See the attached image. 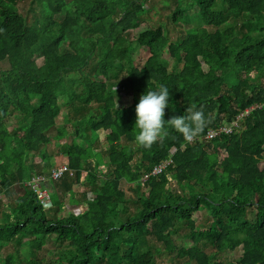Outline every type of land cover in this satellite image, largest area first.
Listing matches in <instances>:
<instances>
[{
    "label": "trees",
    "instance_id": "16d2710c",
    "mask_svg": "<svg viewBox=\"0 0 264 264\" xmlns=\"http://www.w3.org/2000/svg\"><path fill=\"white\" fill-rule=\"evenodd\" d=\"M32 1L41 16L30 21L18 0H0V251L14 245L1 264H264V0H174L171 23L193 26L171 41L161 25L142 28L149 0ZM135 43L149 51L141 67ZM160 85L165 120L201 110L209 122L188 142L166 121L145 149L135 108ZM256 104L237 131L206 137ZM53 139L72 175L51 179L42 199L26 182L48 172ZM66 193L79 212L62 216ZM237 247L236 260L220 259Z\"/></svg>",
    "mask_w": 264,
    "mask_h": 264
},
{
    "label": "rangeland",
    "instance_id": "374dc122",
    "mask_svg": "<svg viewBox=\"0 0 264 264\" xmlns=\"http://www.w3.org/2000/svg\"><path fill=\"white\" fill-rule=\"evenodd\" d=\"M18 6L20 7V10L27 16V18L31 21L33 20L34 17H40L41 13H40V9H39V5L37 2H34L32 0H18ZM146 6V11L144 12V14L141 17V21L143 23L142 28H146L148 26L150 27H157L159 25L163 26L165 29V32L167 34V37L171 40H175L177 37H179L183 32L184 29L190 26H193V24H183V25H173L170 21V14L175 6V1L174 0H149L148 2H146L145 4ZM133 35V34H132ZM134 50L132 52L133 54V58L135 61V65L138 67L143 66L144 62L146 61V59L149 56V51L146 47L143 46H139L136 43L134 44ZM167 56V54H166ZM168 57V56H167ZM168 59L170 60V57H168ZM38 63L41 64L42 63V59H38ZM8 64L7 62H3L2 63V67H7ZM205 68L206 66L203 65ZM123 98H125L124 95H122ZM7 122L12 124L17 120L16 115H11L8 116L7 118ZM58 121L60 122V119H58ZM103 133H101V135L98 136V139L94 142V150L95 152L97 151V149H99V147H101V144L104 143L103 141ZM67 140H70V137H68ZM63 141H66V139H64ZM47 151L52 155V165L50 166L49 170L52 167H56L59 164H63L67 162V158L66 155L62 154V152L60 151L59 147L57 146L56 142L54 141V139L50 142V144L46 147ZM35 161L39 162V158L35 157ZM48 170V171H49ZM29 182V181H28ZM28 182H26V184L28 185ZM131 184L126 183L125 181H123L121 183V187L126 190L129 193H131L129 187ZM47 191L49 194H51L54 190L53 184L50 183L48 184L47 187ZM13 195L16 197L18 195H21L24 193V186L22 185L21 182H16L14 183V185L11 188ZM73 190L76 192V197L80 198L82 195V192L85 190L84 186L80 185V184H75L73 187ZM88 194H91V192H89ZM1 195V194H0ZM67 193H66V197L64 198V205L63 208L59 211L60 215H67L68 212H74V213H78L79 212V207L76 205H70V202L67 198ZM0 199H4L3 203H6L7 200L6 198H0ZM195 223L199 226V227H203L206 226L210 221H209V217L207 214V211L205 209H201L198 210L194 213L193 215ZM185 243H191L190 241L185 240ZM13 243L7 244L5 246H3L1 248L0 251V257L3 256L7 251L11 250L13 248ZM43 251L41 252V254L46 258V259H51L54 258V254L57 251L56 246L51 244L50 242L45 244L43 247ZM214 250L211 247H207L206 251L210 252ZM241 254V248L237 247L235 249H228L225 250L224 252L219 253V257L221 260L224 261H228V260H236ZM169 263V259L168 256L166 255H162L160 257H158L157 260V264H168ZM1 264V262H0Z\"/></svg>",
    "mask_w": 264,
    "mask_h": 264
},
{
    "label": "clouds",
    "instance_id": "9594fccd",
    "mask_svg": "<svg viewBox=\"0 0 264 264\" xmlns=\"http://www.w3.org/2000/svg\"><path fill=\"white\" fill-rule=\"evenodd\" d=\"M169 97V88L164 85H160L157 90L146 91L140 97V101L135 108V126L139 129L138 134L135 136L137 145L148 149L154 143L162 140L167 135L165 131L166 121L172 129L182 134L188 142H192L203 132L209 121L201 110H191L187 116H173L168 120L163 118L165 108L169 105ZM223 123L225 122L221 124Z\"/></svg>",
    "mask_w": 264,
    "mask_h": 264
},
{
    "label": "built area",
    "instance_id": "2783aa9c",
    "mask_svg": "<svg viewBox=\"0 0 264 264\" xmlns=\"http://www.w3.org/2000/svg\"><path fill=\"white\" fill-rule=\"evenodd\" d=\"M262 105H264V102ZM259 106L260 104L250 106L246 108L244 112L237 115L235 120H232L231 122H225L216 127H211L210 129L207 130L206 137L208 139H214L220 136L221 134H229V133H232L238 130L239 128L242 127L241 121H240L241 118L244 115L248 114L251 109L259 107ZM175 151H176L175 147H172L170 149L171 154H173ZM171 161H172L171 159L164 160L160 164L154 166L151 173L152 174L161 173L167 167V165L171 163ZM65 173H69L70 175H72V170L65 163L59 164L56 167H53L49 172L33 175L28 182V186H30L32 190L38 192L39 198L44 199L48 196L47 187H48V184H50V180L60 178ZM147 177L148 175L146 174L145 178Z\"/></svg>",
    "mask_w": 264,
    "mask_h": 264
}]
</instances>
